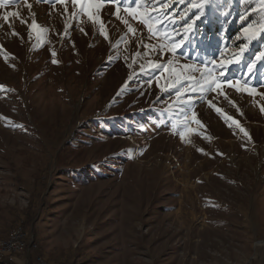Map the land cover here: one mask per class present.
Instances as JSON below:
<instances>
[{"label":"rangeland","instance_id":"rangeland-1","mask_svg":"<svg viewBox=\"0 0 264 264\" xmlns=\"http://www.w3.org/2000/svg\"><path fill=\"white\" fill-rule=\"evenodd\" d=\"M258 1L228 36L234 0H3L0 261L264 264V85L213 83Z\"/></svg>","mask_w":264,"mask_h":264},{"label":"trees","instance_id":"trees-1","mask_svg":"<svg viewBox=\"0 0 264 264\" xmlns=\"http://www.w3.org/2000/svg\"><path fill=\"white\" fill-rule=\"evenodd\" d=\"M109 2H112L114 4H120L124 7H132L134 4V0H106ZM260 2L258 0H234V9L231 11L232 17V23L231 27L228 31V36H235L237 32L242 28L243 23H249L252 21L251 14H248V10H251V13H256L257 10L261 11ZM207 30H217L216 25L207 26ZM200 44V43H199ZM201 45V44H200ZM206 49V47H204ZM204 49V50H205ZM198 52V49L196 48L195 53ZM194 53V56H195ZM192 54V53H191ZM199 57L202 58L200 53H197ZM192 56V55H191ZM243 59L241 61H234L230 69L228 70V75L232 77H243L244 80H247V83L250 85H253V83L264 85V33L257 39V41L254 43L253 47L250 50H247L243 53ZM256 56H260L261 60L256 61V63L253 65L254 72L251 75V78H249V74L247 73V65L250 61L255 60ZM8 259L4 258L2 261H0V264H4L3 262H6ZM2 262V263H1ZM62 264V263H60Z\"/></svg>","mask_w":264,"mask_h":264},{"label":"snow or ice","instance_id":"snow-or-ice-1","mask_svg":"<svg viewBox=\"0 0 264 264\" xmlns=\"http://www.w3.org/2000/svg\"><path fill=\"white\" fill-rule=\"evenodd\" d=\"M39 2H42V0H39ZM49 2H53V0H49ZM61 3H65L66 0H60ZM80 0H73V7H75V4L76 3H79ZM3 6V0H0V7ZM29 8H31V4L28 5ZM91 4L89 5V8L87 10L83 9L82 7V11H85V14L88 15L89 19L90 20H94V15L91 11ZM97 7V10H99V5L96 6ZM164 7H167L166 4H164ZM20 14L18 12H9L7 15H5L3 17V19L5 21H9L10 22V17H18ZM75 15V13H74ZM150 18V17H149ZM21 23L24 24V23H27L25 20L21 19ZM33 28L36 27V24L33 23L32 25ZM149 31H151V26H149ZM257 32H264V25L262 26H259V27H245L244 28V34H245V37L247 39H252V38H255L256 37V34ZM14 35H16V33H13ZM105 39H107V35L105 34ZM56 53L53 52L52 53V56H55ZM261 60V57L260 56H256L255 57V60H252L249 62V64L246 66L247 67V73L249 74V78H251V75L253 74L254 72V67L253 65L256 63V61H260ZM52 63H57V61L55 59L52 60ZM211 75V74H209ZM233 79L235 80V83H232L231 81H228L227 80V77L224 78V80H222L220 83H215V88L216 89H221L222 86H226V87H230V88H235V90L237 92H240V91H243L245 93H247L249 96H253L255 95V93L253 92V89L252 88H244L241 86V83H240V78L239 77H233ZM244 83L246 84L247 83V80L244 81ZM209 90H212L211 89V85H209ZM262 111H264V108L261 109ZM216 111L219 113L220 112V109L217 108ZM227 119H231V117H228ZM199 123V122H198ZM233 124L236 123V121H232ZM241 131H243V129H241ZM245 135H247V133H245ZM181 139H183V137H181Z\"/></svg>","mask_w":264,"mask_h":264},{"label":"built area","instance_id":"built-area-1","mask_svg":"<svg viewBox=\"0 0 264 264\" xmlns=\"http://www.w3.org/2000/svg\"><path fill=\"white\" fill-rule=\"evenodd\" d=\"M27 248V241L25 239V232L23 229L19 233H14L13 241L10 244L5 245V249L13 250L15 257H20L24 254V251ZM23 264H42L40 257L33 259L32 261L24 262Z\"/></svg>","mask_w":264,"mask_h":264},{"label":"bare ground","instance_id":"bare-ground-1","mask_svg":"<svg viewBox=\"0 0 264 264\" xmlns=\"http://www.w3.org/2000/svg\"><path fill=\"white\" fill-rule=\"evenodd\" d=\"M20 230H17L15 233H19ZM13 236H11V238L8 240V241H5V242H2L0 243V255L2 252H10V251H13V250H8V249H5V245L6 244H10L12 241H13ZM40 261L42 262V264H49L47 261H43L42 259H40Z\"/></svg>","mask_w":264,"mask_h":264}]
</instances>
